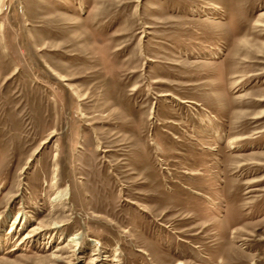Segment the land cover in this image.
<instances>
[{
  "label": "rangeland",
  "instance_id": "374dc122",
  "mask_svg": "<svg viewBox=\"0 0 264 264\" xmlns=\"http://www.w3.org/2000/svg\"><path fill=\"white\" fill-rule=\"evenodd\" d=\"M179 262L264 264V0H0V264Z\"/></svg>",
  "mask_w": 264,
  "mask_h": 264
},
{
  "label": "bare ground",
  "instance_id": "6f19581e",
  "mask_svg": "<svg viewBox=\"0 0 264 264\" xmlns=\"http://www.w3.org/2000/svg\"><path fill=\"white\" fill-rule=\"evenodd\" d=\"M22 219V217H20ZM59 226V224H56ZM82 237L79 235H73L70 240L75 241L76 245H79L81 242ZM178 264H183L182 262H179Z\"/></svg>",
  "mask_w": 264,
  "mask_h": 264
}]
</instances>
